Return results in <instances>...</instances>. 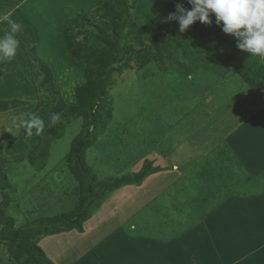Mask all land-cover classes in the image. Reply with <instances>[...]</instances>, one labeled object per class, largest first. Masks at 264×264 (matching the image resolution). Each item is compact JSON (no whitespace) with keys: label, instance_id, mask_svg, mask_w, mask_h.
Returning <instances> with one entry per match:
<instances>
[{"label":"crops","instance_id":"1","mask_svg":"<svg viewBox=\"0 0 264 264\" xmlns=\"http://www.w3.org/2000/svg\"><path fill=\"white\" fill-rule=\"evenodd\" d=\"M104 1L0 0V15L6 14L22 24L17 34L19 50L13 61L4 63L2 80L5 81V74L16 68L22 73L23 84L33 88V82L30 85V79L25 77L29 68L26 72L23 70L31 64L26 59L31 47L36 48L37 55L42 59L64 54L67 56L65 64H68L65 24L71 20L81 23L86 18H92L93 9ZM169 1L136 0L134 21L139 10L144 15H150L139 18L140 21H147L151 16L163 12ZM6 29L7 24H0V34ZM49 65L59 93L57 104L61 92L54 66ZM68 72L72 73L70 67ZM75 77L79 81L76 72ZM82 83L67 84L70 91L66 94L69 99L73 96V105L76 103L75 89ZM28 106L29 102L26 106L0 114L1 145L4 148L3 143L5 145L8 142L6 144L12 146L10 153L16 156L8 158L16 165L11 169L20 175L28 165L23 161L28 145L21 137L19 140L15 136L14 127L22 129V121L28 119ZM163 120L160 122L163 123ZM140 137L151 143L146 158L141 162L151 161L154 167L161 170L147 176L139 186H123L112 192L83 224L82 233L70 231L44 237L38 245L46 256L54 264H264V190L258 196H230L215 206L220 194L225 193L219 191L211 196L209 191L206 192L207 182L200 181L198 187L202 193L199 192L197 197L198 188H195L193 195L188 197L182 185L187 184V180L182 178L190 177L192 167L196 165L193 163L194 158L199 163L220 144L228 148L222 150L221 156L226 164L236 165L235 159L238 160L251 177L263 172L264 105L246 116L221 140H210L207 145L196 143L193 147L185 144L167 146V134ZM17 141L20 146L15 148ZM54 165L56 163L47 162L42 168L44 172L40 171L35 177L32 175L38 179L32 182V189H28L30 197L37 199L40 196L38 191L45 187L47 190L42 193L50 195V186L61 183L58 173H54L56 175L52 178H45V175L52 174ZM238 173L243 175L241 169ZM39 175H44V178H39ZM56 206L57 199L52 204L47 200L40 205L46 211L43 215H54V210L59 209ZM32 207L26 214L25 210L31 207L23 205L16 216L20 217L22 212L25 216L34 215L39 207Z\"/></svg>","mask_w":264,"mask_h":264},{"label":"trees","instance_id":"2","mask_svg":"<svg viewBox=\"0 0 264 264\" xmlns=\"http://www.w3.org/2000/svg\"><path fill=\"white\" fill-rule=\"evenodd\" d=\"M177 4L191 9L187 0H170L163 12L146 23L137 24L133 19L136 0H105L93 9L92 18L65 24L69 63L82 70L84 79L75 89L76 103L65 107L58 114L59 121L51 123L44 135H36L34 129L29 134L24 124L22 135L28 145L25 159L35 166L37 161L47 159L52 140L60 139L70 119H81V128L71 140L65 158L69 174L76 183V201L70 211L32 218L15 227L14 219L6 215L16 193L15 185L7 177L8 167L13 163L3 154L0 141V264H54L38 245L44 237L70 231L82 233L83 224L112 192L123 186H139L147 176L161 170L145 160L136 172L98 178L85 162L86 150L112 119L113 105L108 98V87L114 72L122 73L131 68L133 62L138 70L154 64L159 72L171 70L181 77L202 71L218 83L235 74L258 95L259 107L264 105L262 60L240 51L236 47L237 40L223 33L222 24L217 26L214 15L209 17L211 24L197 21L181 33L177 21L167 20L170 13L176 12ZM29 56L41 73L37 92L42 96V104L33 115L43 120L56 105L59 93L51 68L37 55L35 47L29 49ZM3 66L4 63H0V84ZM27 104L18 99L0 100V114ZM226 149L225 144H220L198 163L204 169H211L203 173L200 167L199 176L207 182L206 192L215 196L219 191L225 193L222 189L226 190L215 206L230 196H257L264 189V171L251 177L236 159L245 175H232L221 158L222 150ZM209 157H213L210 162ZM213 174L217 176L213 178Z\"/></svg>","mask_w":264,"mask_h":264},{"label":"rangeland","instance_id":"3","mask_svg":"<svg viewBox=\"0 0 264 264\" xmlns=\"http://www.w3.org/2000/svg\"><path fill=\"white\" fill-rule=\"evenodd\" d=\"M144 16L150 15H144L143 11L139 10V15L136 16L137 21L135 20V22L143 24L153 18L151 16L147 21H140L139 18ZM29 57L26 59L31 64H29V67L23 68V70L26 72L29 68L26 76H24L30 79V85L33 82V88H28L23 84L22 73L16 68L6 73V80H2L0 84V100L18 99L29 102L27 108L29 115L27 118L33 115L42 104V96L37 92V84L41 78V73ZM42 60L49 67V63L53 64L61 96L55 108L45 117V128L39 136L44 135L46 129L51 125V117L53 115H58L65 107L73 105V96L69 99L66 94L70 91V86L68 87L67 84L79 81L82 83L83 79L80 68L69 63L65 64L67 56L64 54ZM69 67L72 69V73L68 72ZM75 72L79 75V81L78 79L76 80ZM213 79H215L213 76L202 71L187 77H181L171 70L159 72L154 64H149L145 68L138 70L133 62L131 63V68L124 70L122 73L114 72L108 87V98L113 105L112 119L102 133L97 136L96 142L86 150L85 162L98 178L119 176L136 172L140 169L141 161L146 158L151 147L148 139L147 142L141 139L140 136L142 135L143 138H147L148 136L154 137L167 134L169 137V141L165 142L167 146L185 144L193 147L196 143L207 145L210 140H221L227 132L235 128L246 116L252 114L260 106L261 101L258 95L248 88L235 74H230L227 80L220 83L215 82ZM206 100H210V102H205ZM161 120H163L164 124L160 122ZM81 123L80 118L70 119L65 129H63L64 131H62L60 139L52 140L48 149L49 154L45 161L39 160L33 166L27 159H23L29 166L26 164L27 168L22 171L21 175L11 169L16 164L9 165L8 180L13 184L16 182L17 186L14 184L16 193L13 201L6 209V215L14 219L15 227L23 225L32 218L53 216L50 214L43 215L46 211L40 205L45 201L47 202V200L52 204L57 199L56 208L59 209L54 210V215L72 209L76 201L74 198V195H76V183L69 174L65 158L70 142L79 132ZM14 129L15 136L19 140L21 137L22 141L25 142L22 136V129L20 130L16 126ZM139 133H141L140 136ZM6 143L8 142H5V145L3 143V154L6 157L16 156L11 155L10 147L12 146ZM14 146L18 148L20 142L17 141ZM194 150L196 151V149ZM211 159L213 157H209L208 162ZM197 161L194 158L193 163L197 166L194 165L192 167L190 177L182 178L187 180V184L182 183V185L184 193L188 197L193 195L195 188H198L196 189L198 193L196 196L198 197L201 190L198 187V182L205 181L199 176L200 167L202 166ZM47 162H54L56 165H54L55 169L52 170V174L45 175V178H52L53 175H56L54 173H58L61 183L50 186L52 191L50 195L42 193L47 190L45 187L44 190L38 191L40 196L38 195L37 199L32 198L29 196L30 194L28 195V189L31 190L32 182L38 179H34L36 174H39L40 171L44 172L42 168ZM227 167H229V171L233 176L238 177L241 175L238 170H242V168H239L237 164L231 165L229 163ZM202 168L204 169V167ZM32 171L34 173L30 174ZM209 172H211V169L208 167L203 171V173ZM242 174L243 176L245 175L243 172ZM43 176L39 175V178L43 179ZM216 176L217 174H213L212 177L215 178ZM54 178L56 179V177ZM230 188L232 190L235 189L233 187ZM241 189L245 188L241 187ZM222 190L226 193L225 189ZM249 191L252 192V190ZM181 199L180 197V201ZM25 204L31 207L25 210L26 214L33 209L32 206L39 207L38 212L32 216H25L26 214L23 212L20 217L16 216L19 213L18 211H20L19 209Z\"/></svg>","mask_w":264,"mask_h":264},{"label":"clouds","instance_id":"4","mask_svg":"<svg viewBox=\"0 0 264 264\" xmlns=\"http://www.w3.org/2000/svg\"><path fill=\"white\" fill-rule=\"evenodd\" d=\"M187 3L191 5L190 10L177 4L176 12L167 17L168 21L178 22L181 33L197 21L211 24L209 17L214 15L217 26L222 24L223 33L237 40L236 47L240 51L264 60V0H187ZM0 24H7V29L0 34V63H10L20 47L17 34L22 24L6 14L0 15ZM59 119L58 115H53L51 122L56 123ZM22 124L29 134L34 129L39 135L45 128L44 120L35 115Z\"/></svg>","mask_w":264,"mask_h":264}]
</instances>
